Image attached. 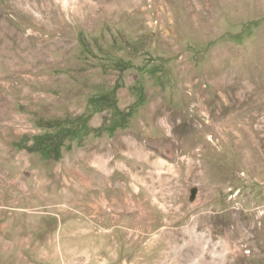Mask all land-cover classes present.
I'll list each match as a JSON object with an SVG mask.
<instances>
[{
    "label": "rangeland",
    "instance_id": "374dc122",
    "mask_svg": "<svg viewBox=\"0 0 264 264\" xmlns=\"http://www.w3.org/2000/svg\"><path fill=\"white\" fill-rule=\"evenodd\" d=\"M18 1L0 264H264V0Z\"/></svg>",
    "mask_w": 264,
    "mask_h": 264
},
{
    "label": "bare ground",
    "instance_id": "6f19581e",
    "mask_svg": "<svg viewBox=\"0 0 264 264\" xmlns=\"http://www.w3.org/2000/svg\"><path fill=\"white\" fill-rule=\"evenodd\" d=\"M27 0H19L17 2L18 6L22 9V4L25 3ZM55 2H58L59 0H53ZM32 9V8H31ZM122 144H126L127 148L128 149H134L135 152L139 155L142 153L141 149L139 147H135V144L134 143H130L128 140L125 141V140H119ZM139 148V149H138ZM108 166V162H104L100 168H102L103 170H106Z\"/></svg>",
    "mask_w": 264,
    "mask_h": 264
},
{
    "label": "trees",
    "instance_id": "16d2710c",
    "mask_svg": "<svg viewBox=\"0 0 264 264\" xmlns=\"http://www.w3.org/2000/svg\"><path fill=\"white\" fill-rule=\"evenodd\" d=\"M68 138V133L67 132H61V133H57L56 135V140H57V144L55 145L53 151L56 153L57 158L60 157V153H58L60 151V147L64 144V141ZM58 153V154H57Z\"/></svg>",
    "mask_w": 264,
    "mask_h": 264
}]
</instances>
